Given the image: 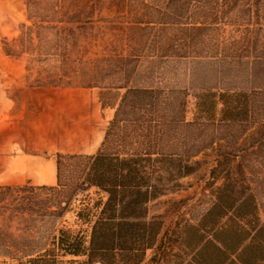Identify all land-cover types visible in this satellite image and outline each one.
I'll list each match as a JSON object with an SVG mask.
<instances>
[{"label":"trees","instance_id":"1","mask_svg":"<svg viewBox=\"0 0 264 264\" xmlns=\"http://www.w3.org/2000/svg\"><path fill=\"white\" fill-rule=\"evenodd\" d=\"M243 10L249 21L264 22V0H168L160 20L173 23L184 48L197 45L201 32L205 42L207 32L218 30L214 22H228L235 11L241 19ZM261 31L250 28L246 36ZM258 41L248 38L246 49H255ZM254 59L264 72V56ZM130 61L116 58L121 69ZM180 99L178 90L129 88L99 150L58 153L56 186L0 185V217L61 218L78 192L96 188L104 195L96 212L77 213L89 226L88 236L60 230L56 240L64 257L76 258L70 264H264L257 198L264 175L254 171L264 167V124L250 132L251 123L264 115V91L202 93L194 122L185 121L186 100ZM208 151L213 154L210 178L222 181L212 206L197 224L165 229L161 217L150 216V203L180 189L202 163L194 159L210 157ZM53 253L29 262L55 264Z\"/></svg>","mask_w":264,"mask_h":264},{"label":"rangeland","instance_id":"2","mask_svg":"<svg viewBox=\"0 0 264 264\" xmlns=\"http://www.w3.org/2000/svg\"><path fill=\"white\" fill-rule=\"evenodd\" d=\"M167 2L0 0V83L14 86L15 95L20 93L17 85L47 92L48 101L43 105L31 102L32 135L39 121L42 127L53 126L55 136L67 146L85 136L96 121L106 133L129 88L178 90L180 101L186 100V122L196 120L202 93L264 91V72L262 67L258 70L254 59L264 56V31L246 36L250 28H264V22L249 21L244 10L237 19L235 11L228 22H214L218 30L207 32L205 42L201 32L197 45L182 48L173 23L160 20ZM28 27L33 28L30 31ZM248 38L259 40L255 49L252 45L246 49ZM166 42L175 49L167 48ZM120 57L131 59L125 69L117 65ZM221 108L219 104L215 108L217 117ZM262 124L264 115L251 123L250 132L258 131ZM208 153L210 157L201 154L194 159L202 163L195 174L181 181L180 189L150 203V216L161 217L165 229L197 224L212 206L213 191L222 181L212 182L213 154ZM31 169L9 171L0 182L22 183L28 177L38 183L55 181L49 166L32 162ZM254 171L264 175V167ZM257 198L264 223V179ZM103 200L104 195L91 188L78 192L61 218L0 217V264H42L29 261L48 250H54L55 264H70L76 258L64 257L57 249L60 230L87 237L89 226L77 213L86 210L94 214L95 204ZM152 254L148 251V258Z\"/></svg>","mask_w":264,"mask_h":264},{"label":"crops","instance_id":"3","mask_svg":"<svg viewBox=\"0 0 264 264\" xmlns=\"http://www.w3.org/2000/svg\"><path fill=\"white\" fill-rule=\"evenodd\" d=\"M12 85L0 83V178L7 177L12 170L29 171L32 162L50 167V175L55 174V181L47 180L35 182L30 177L24 182H0V185H56L57 183V157L58 153L66 154H95L105 138L104 126L101 122H94L85 136L70 146L62 144L55 136L53 126L42 127V122H37L32 135L31 102L38 106L46 103L47 92L41 88L17 90L19 94L12 93ZM53 109V106H52ZM43 129V130H42ZM33 136V138H32ZM75 143V144H74ZM75 145V146H74ZM33 146V147H32Z\"/></svg>","mask_w":264,"mask_h":264}]
</instances>
